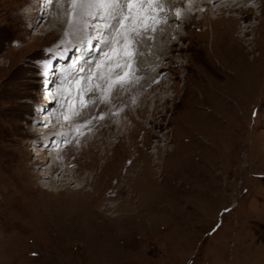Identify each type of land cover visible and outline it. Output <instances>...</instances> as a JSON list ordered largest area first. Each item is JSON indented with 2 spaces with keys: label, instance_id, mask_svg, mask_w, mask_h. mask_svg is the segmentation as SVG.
<instances>
[{
  "label": "rangeland",
  "instance_id": "374dc122",
  "mask_svg": "<svg viewBox=\"0 0 264 264\" xmlns=\"http://www.w3.org/2000/svg\"><path fill=\"white\" fill-rule=\"evenodd\" d=\"M57 1L0 0V264H264V0L222 14L221 0H172L164 57L146 56L160 100L87 90L83 106L61 95L56 64L52 97L39 83L73 49L45 36ZM53 100L87 116L69 136H46ZM35 137L67 142L43 150ZM56 154L65 170L51 169Z\"/></svg>",
  "mask_w": 264,
  "mask_h": 264
},
{
  "label": "snow or ice",
  "instance_id": "6c2138e0",
  "mask_svg": "<svg viewBox=\"0 0 264 264\" xmlns=\"http://www.w3.org/2000/svg\"><path fill=\"white\" fill-rule=\"evenodd\" d=\"M58 3L65 8L70 27L82 23L84 17H91L103 25L102 28L93 26L98 34L99 47L94 49L97 57L91 62L84 59L83 65L73 62L71 71L65 70L68 76L61 81L66 100H75L78 106L94 103L83 100L82 94L86 90L110 94L114 87L125 82L115 69L129 66L136 37L149 28L155 30V25L163 19L160 13L164 6L161 0H58ZM84 65H87V73L82 75Z\"/></svg>",
  "mask_w": 264,
  "mask_h": 264
},
{
  "label": "bare ground",
  "instance_id": "6f19581e",
  "mask_svg": "<svg viewBox=\"0 0 264 264\" xmlns=\"http://www.w3.org/2000/svg\"><path fill=\"white\" fill-rule=\"evenodd\" d=\"M180 1H182V0H180ZM218 1H220V0H218ZM218 1H216V0H207L204 3L208 7L210 6L211 7V11H213V8L215 6V3H217ZM221 1L222 2L221 3L219 2L220 3V6L217 9V13L218 14H222L221 12H225V11L231 12L232 9L235 8L234 7V4H231L228 0H221ZM192 2L193 1L189 0V2L186 3V4L189 5V6L191 4H193L192 6L193 7L195 6L194 8H196V7L198 8L199 5H200V3H201V0H197V2L194 1L193 3ZM49 5H51V1L49 2L48 7H49ZM54 8H56L55 9V12H54ZM44 9H47V8H44ZM49 9L51 10V7ZM52 10H53L52 13H54V15L57 16V19L55 20L52 16L50 17V19H48V22L46 23L47 29L49 30V27H53L54 25L55 26L53 28H51L50 31H48L46 29L47 30V33L45 34V36L48 37V36H50L52 34H56L57 32H61L60 35H61V37H63L64 40H68V38L71 37V39H70L71 42L69 43L70 49L73 48L76 44H81L82 45L83 43H85V41H86L85 37L87 38L86 35H88V31L85 29V25H84L85 20H86V17H84V20H83L82 23H80L79 25H77L76 27L73 28V27H70L69 18L65 16V8L61 7L59 5L58 1L56 2V4L54 3V6H52ZM163 10H166V9L163 8ZM160 15L163 17V19L160 20L155 25V30H152L151 28H149L148 30L144 31L140 36L136 37L135 52H134L133 58L128 61L129 66L127 68H123L122 67V68L115 69V71L117 73H119L120 77H122V78L125 79V82L122 83V84H118L116 87H114V89L110 93V95H112V97L113 96L115 97L119 93L124 92V91H127L128 93H130L131 91L134 90V91L138 92V94L140 95V97L142 99H144V103L151 102V100H155L156 98H157L156 101L160 100L159 97H158L159 96V93H158V96H157V94L154 96V99L151 96L152 93H153V90H155V88H158V87L153 88L154 87L153 84L155 83V78L152 77V72H153L152 70L154 68V66H153L154 64L153 63H148V60H147L146 56H148L149 58H154V60L157 59L158 62H159L162 59V57H164V56H162V54L159 56V54L162 53V52L159 51V50H157V49H155L157 47L156 45L160 44L159 42H161V40L165 39L166 37H169V36L172 37V33H174V31H175V28L172 27V22L174 21L175 18L167 19L168 16L164 15L162 12L160 13ZM228 18H231L229 20H232L233 22L236 23V20H234V18H232L230 14H229ZM216 20H218V21H216L217 23L219 21L221 23V20L223 21V18L222 17H217ZM95 21H96V23L94 24V26H96V27H103V25H102V23L100 21H98V20H95ZM214 24H216V23H214ZM224 27L227 28V25H225ZM221 29H223V28H221ZM149 32L151 33L150 36L148 35ZM243 32L246 33L248 31L246 30V31H243ZM74 33L76 34V38H74V36H73ZM42 34L44 35V33H42ZM79 34H83L82 35V39H80V40H79V38H80L81 35H79ZM218 34L219 33H217V35ZM229 36H230V34H227L226 33L225 39L223 41L224 47L225 48L227 47L226 49H228V51L230 50V52H234L235 48L237 49V47H238L239 50L244 51V48L242 46H238V43H236L235 41H233V43L232 42H229V39H231V37H229ZM233 37H235V36L233 35ZM83 39H85V40H83ZM81 40H83V41H81ZM214 40H215V36H213V41ZM146 43H147V45H146ZM249 45H250V43H249ZM98 47H99V45L97 44V40H96V42L94 43L93 48L91 50V54H90V56L92 58L91 59H88L90 62L93 61L94 58L97 57L98 53L94 49H96ZM151 47H153V49H151ZM252 49H253V47H252ZM144 52H146L147 55H144L145 57L143 58L141 54H144ZM54 59H56V58H52L49 61V64H48V66L50 65L49 66V69L52 68L53 66L55 67V64L56 63H55ZM254 61H255V58H254ZM66 62L69 63V60H67ZM73 62H76V61L74 60V61H72V62L69 63V69H67L68 71H71L70 66L73 64ZM252 69H253V67H252ZM255 70H252V71H255ZM68 71H65L64 70V71H62L60 73V76H61V79L62 80L66 76H68ZM53 73L54 72H52L51 69L50 70H48V69L46 70V74L47 75H50L51 74L52 77H55V75ZM86 73H87V66L85 68V73H82V75H84ZM254 74H257V72H255ZM234 75H236V73ZM246 75H249L250 76V73L249 74H246ZM52 77H50V78H52ZM55 79H56V77H55ZM55 79H54V81H55ZM89 83L91 84V81H89ZM159 85H162V83L161 84L159 83ZM94 91L95 92L96 91L97 92L98 91L100 92V90H91V93L87 97L88 100L91 99L92 96H95L93 94ZM86 93H87V90H86ZM46 94H48L47 95V98H48V96L49 97L50 96L52 97V94L50 93V91L49 92L47 91ZM142 95L144 96V98L142 97ZM62 97L60 96L58 98L57 97H55V98L53 97V98L59 101V100H62L63 99ZM54 103H55V100H53V102H51L48 106H49V111L51 110L53 112V116L57 118V123L58 124H57L56 127L58 129H56V128L55 129H51L49 131V134L47 133L46 136L50 135V133H55L57 131H58V133H60L62 135L69 136L70 134H69V132H67V130H66L67 128H65V127L68 124H71V123H74V124L77 123L78 124L79 122H76L77 121L76 120V117L77 116H80L81 117L84 113L81 111L82 110L81 109V110H79V111H81V112H79V115H78L77 110L75 111V114H73V111L74 110H71L72 107L68 106V104H65V105L60 104V105H58L56 107V109H55V107L53 109L52 106H53ZM84 111H85V109H84ZM86 114L92 116V113H89L87 109H86ZM64 120H67V122L63 123ZM79 124H81V123H79ZM77 142H75L74 145H76ZM45 150H47V149H45ZM55 152H57V151H55ZM113 156H115V153H113ZM109 163H110V161L109 162H106L105 164L108 165ZM51 169L53 170V172H58V171L65 170V168L64 169L62 168V163L60 162L59 157H58L57 154L55 155V157H53V159L51 161ZM70 174L71 173L65 174V176H67V175L69 176ZM64 180H67L68 181L69 179H64Z\"/></svg>",
  "mask_w": 264,
  "mask_h": 264
}]
</instances>
